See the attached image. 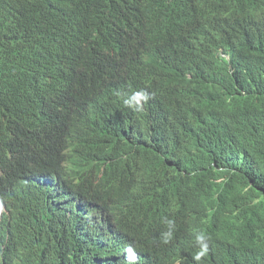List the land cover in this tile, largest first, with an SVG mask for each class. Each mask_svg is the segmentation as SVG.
Instances as JSON below:
<instances>
[{"label": "trees", "instance_id": "16d2710c", "mask_svg": "<svg viewBox=\"0 0 264 264\" xmlns=\"http://www.w3.org/2000/svg\"><path fill=\"white\" fill-rule=\"evenodd\" d=\"M109 13L139 25L156 58L117 64L95 37ZM25 54L48 58L46 85L66 111L0 104V149L15 164L40 160L62 205L93 204L155 264L179 261L191 218L216 241L204 264H264V0H0V69L16 87ZM141 89L151 98L125 107ZM114 110L136 132L115 133ZM66 166L83 187L64 180ZM80 220L52 227L25 213L28 245L8 255L1 240L0 264L99 263L111 250L102 228Z\"/></svg>", "mask_w": 264, "mask_h": 264}, {"label": "clouds", "instance_id": "9594fccd", "mask_svg": "<svg viewBox=\"0 0 264 264\" xmlns=\"http://www.w3.org/2000/svg\"><path fill=\"white\" fill-rule=\"evenodd\" d=\"M107 16V21L99 25L95 37H105L110 55L117 58V64H137L156 58L148 44L149 35L139 25H130L131 18L120 20L114 15L110 18V13ZM136 30L138 33L135 35ZM18 61L24 70L20 80L22 84L18 87L11 82V77H14L12 70L0 69V104L19 100L31 105L39 104L49 113L66 111L63 102L53 96L46 85L54 76L48 58L40 54H25ZM150 98V94L143 89L133 90L122 97V102L125 107L138 111ZM110 124L117 134L137 130L131 115L121 110L112 112ZM41 167L42 163L38 160L36 167L21 168L10 155L0 149V173L3 175L0 176V201L10 193L13 196L11 202L0 207V241L8 255L10 253L6 247L10 251L19 248L20 252L28 245L25 234V213H28L39 225L63 227L81 219L83 224L86 222L102 228L98 229L99 235L108 242L107 250H111L103 260L95 264H155L147 252L141 251L124 233L119 232L114 220H106L95 211L93 204L77 201L62 205L59 201V181L43 172H40L43 175H39L36 169ZM64 180L83 187L78 171L70 166L65 167ZM82 208L86 209L84 213L81 212ZM162 224L166 230L161 233V242L169 244L174 237L175 221L165 216ZM213 243L216 241L203 222L198 218L188 219L181 227L178 243L181 253L176 264H204L209 258H206L209 245Z\"/></svg>", "mask_w": 264, "mask_h": 264}, {"label": "bare ground", "instance_id": "6f19581e", "mask_svg": "<svg viewBox=\"0 0 264 264\" xmlns=\"http://www.w3.org/2000/svg\"><path fill=\"white\" fill-rule=\"evenodd\" d=\"M0 172H1V171H0ZM0 176L3 177V175H1V173H0ZM0 178H1V177H0ZM12 199H13V196H12L11 193L8 194V195H6V196L0 201V207H3V206H5L6 204H8L9 202H11Z\"/></svg>", "mask_w": 264, "mask_h": 264}]
</instances>
